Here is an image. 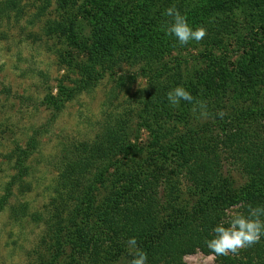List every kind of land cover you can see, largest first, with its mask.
Wrapping results in <instances>:
<instances>
[{
    "label": "trees",
    "instance_id": "16d2710c",
    "mask_svg": "<svg viewBox=\"0 0 264 264\" xmlns=\"http://www.w3.org/2000/svg\"><path fill=\"white\" fill-rule=\"evenodd\" d=\"M20 1L6 0L4 9H17ZM57 1L61 5L70 2ZM43 2L44 7L51 5L50 0ZM205 3L206 0H150L141 11L128 9L121 0L108 1L102 9L98 3L94 41L88 46L90 64L74 87H62L61 97L50 96L47 102L54 110H62L66 101L92 90L106 73L114 75L123 62L142 63L139 70L148 78V89L142 91L138 110L120 115L106 112L107 121L92 144H72L63 152L57 193L51 201L56 220L48 221L50 234L42 238L45 248L38 252L49 253L46 257L39 255L35 264H124L132 258L127 243L130 238H135L137 247L147 253V264H185L183 257L197 250L214 255L205 240L212 238V229L218 223H227L234 214L247 215L249 208L264 207V77L250 76L246 89L239 95L234 92L231 102L237 106L233 107L237 113L227 122L217 116L219 101L214 100L209 117L219 122L199 125L202 118L193 108L196 101L205 103L210 92L196 91L197 75L182 68L172 72L171 59L161 63L168 44L162 36L171 38L168 42L173 48H181L174 37L165 34L171 22L166 9L175 6L184 16L197 12L211 16ZM223 4L235 9L234 16L242 0H223ZM72 25L66 18L49 22L46 34L69 32ZM228 25L214 26V34L206 36L203 56H213L214 49H225L221 47L220 34ZM208 83L205 79L202 85ZM177 86L191 93L192 104H168L167 93ZM173 114L182 131H165L163 120ZM134 116L139 119L138 127L149 131L155 146L176 134L169 149L158 155L161 165L155 171L139 164V150L146 149L132 142L130 122ZM37 146L38 141L32 139L27 149L17 147L13 151L19 171L15 180L27 175L26 161ZM223 164L237 167L249 177L250 182L239 190L240 194H236L230 173L223 172ZM179 178L187 183V191L199 196L197 200L185 204L179 195L174 196ZM101 189L106 196L98 201L95 192L101 196ZM161 189L164 196L160 195ZM9 196L0 202V213ZM238 204L240 209L229 212ZM66 211L68 218H64ZM27 214L24 206L11 212V217L17 220ZM32 218L35 222L44 220L41 214H33ZM215 260L216 264H264V238L236 255L215 256Z\"/></svg>",
    "mask_w": 264,
    "mask_h": 264
},
{
    "label": "rangeland",
    "instance_id": "374dc122",
    "mask_svg": "<svg viewBox=\"0 0 264 264\" xmlns=\"http://www.w3.org/2000/svg\"><path fill=\"white\" fill-rule=\"evenodd\" d=\"M108 1L112 0H70L61 5L57 0H50L51 5L44 7L43 0H21L17 9L8 11L4 9L6 0H0V10H4L0 12V202L10 195L0 213V264H35L39 255L48 256L49 252L45 250L38 252L45 248L42 238L50 234L48 221L56 220L51 201L57 193L55 188L63 152L72 144H92L107 121L106 112L120 115L138 110L142 91L148 89V78L139 70L142 63L123 62L116 67L114 75L106 73L92 90L66 101L62 110H54L46 100L50 96L59 99L64 86L74 87L90 64L88 46L94 41L98 3L102 9ZM121 1L128 9L141 11L150 0ZM205 4L211 16L198 12L187 15L188 23L193 28L206 26L210 30H206V36L214 34V26L228 23L220 34L221 47L225 49H214L213 56H203L206 36L200 42H190L178 49L168 42L171 38L162 36L168 44L161 63L171 59L172 72L182 68L188 74L197 75L196 91L210 92L205 100L207 111L209 106L212 107V101L218 100L217 113L223 112L220 119L227 122L237 113L231 102L234 92L239 95L246 89L250 76L264 77V0H242V7L234 16L235 9L223 4V0H206ZM225 9L229 10L223 14ZM65 18L73 22L69 32L46 34L49 22ZM205 79L209 83L202 85ZM212 113L210 110L209 114ZM176 116L173 114L163 120L165 131H182ZM218 122L208 116L202 118L199 125ZM138 123L136 116L131 118L132 142L146 149L139 150V164L155 171L161 165L158 155L169 149L176 134H170L155 146L149 131L138 127ZM196 126L194 123L193 127ZM136 127L140 129L138 132ZM32 139L38 141V146L26 161L27 175L22 180H15L19 171L13 151L17 147L27 149ZM222 166L223 172H229L233 178L236 194H240L239 190L250 182L249 177L237 167ZM113 172L114 169L109 171L107 179ZM186 185L179 178L174 193L185 204L199 198L187 191ZM100 192L101 196L95 192L98 201L106 196V191L101 189ZM160 195L164 196L162 189ZM24 206L27 216L13 219L11 212L20 211ZM240 207L238 204L229 212ZM33 214L43 215L44 220L35 222ZM65 217H69V211L65 212ZM183 262L216 264L214 255L201 250L185 255Z\"/></svg>",
    "mask_w": 264,
    "mask_h": 264
},
{
    "label": "clouds",
    "instance_id": "9594fccd",
    "mask_svg": "<svg viewBox=\"0 0 264 264\" xmlns=\"http://www.w3.org/2000/svg\"><path fill=\"white\" fill-rule=\"evenodd\" d=\"M165 15L171 18L165 34L174 37L180 46L188 45L190 42H200L206 36L203 27L193 28L180 11L175 7H169ZM168 104L177 107L181 102L192 104L194 98L183 86H177L167 93ZM200 118H208L207 105L196 101L193 108ZM217 116L223 118L224 113L218 112ZM264 207L249 208L248 214H234L227 223L220 222L213 229L212 238L206 239L205 244L209 251L215 256L227 257L236 255L240 250L260 243L264 238ZM129 255L132 257L128 264H147V253L137 247L135 238L128 240Z\"/></svg>",
    "mask_w": 264,
    "mask_h": 264
}]
</instances>
